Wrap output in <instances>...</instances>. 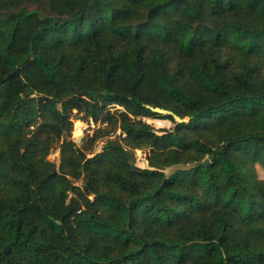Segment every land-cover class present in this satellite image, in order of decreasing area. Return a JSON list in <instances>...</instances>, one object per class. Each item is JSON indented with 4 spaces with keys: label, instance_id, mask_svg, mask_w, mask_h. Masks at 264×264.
Instances as JSON below:
<instances>
[{
    "label": "trees",
    "instance_id": "16d2710c",
    "mask_svg": "<svg viewBox=\"0 0 264 264\" xmlns=\"http://www.w3.org/2000/svg\"><path fill=\"white\" fill-rule=\"evenodd\" d=\"M255 164L264 0H0V264H264Z\"/></svg>",
    "mask_w": 264,
    "mask_h": 264
},
{
    "label": "rangeland",
    "instance_id": "374dc122",
    "mask_svg": "<svg viewBox=\"0 0 264 264\" xmlns=\"http://www.w3.org/2000/svg\"><path fill=\"white\" fill-rule=\"evenodd\" d=\"M2 3L4 5H8L9 4V0H2ZM112 109H114V107H111ZM160 120L163 124V126H165L166 128L171 127L173 125L172 121L170 119H160L158 117H147L146 121L150 122L151 124L154 125V127L157 125V121ZM79 125L81 127L80 132L75 134V129H76V125ZM98 125L97 123H94L92 121H89V123L82 121L80 119H77L76 117L72 118V130L70 132L69 137L78 145L81 146L84 139L86 138V136L88 134H90ZM155 129H157L155 127ZM162 131L158 130V133H161ZM111 137H114L113 135ZM105 138L99 139L97 140V142L94 144V146L92 147L94 152H98L101 151V144L104 141ZM133 151V155L136 157V165L138 167L141 168H148L149 167V163L146 159V149L145 148H139V147H134L132 149ZM86 152H90V150L86 151ZM90 156V153H89ZM60 157V148L59 146H57L55 149H53V151L48 155V158L50 160L53 161H58ZM145 161V164L142 161ZM176 167H179V165L176 166H172L169 167L167 169H165L166 173H171ZM254 171L257 174V177L260 179H264V168L259 166L258 164H255L254 167ZM77 183H80V181H78Z\"/></svg>",
    "mask_w": 264,
    "mask_h": 264
},
{
    "label": "water",
    "instance_id": "95a60500",
    "mask_svg": "<svg viewBox=\"0 0 264 264\" xmlns=\"http://www.w3.org/2000/svg\"><path fill=\"white\" fill-rule=\"evenodd\" d=\"M11 75H19L18 74V71H13L12 73H10V76ZM155 111H158V112H160V113H163V114H173L171 111H169V110H164V109H161V108H159V107H155V108H153ZM173 116H174V118L177 120V121H179L180 120V118L177 116V115H175V114H173ZM130 159H131V162L133 163V164H135L136 165V157L135 156H130ZM207 162H208V159L207 158H205L204 160H202V161H198V162H196L195 164L196 165H199V166H206V164H207Z\"/></svg>",
    "mask_w": 264,
    "mask_h": 264
},
{
    "label": "built area",
    "instance_id": "2783aa9c",
    "mask_svg": "<svg viewBox=\"0 0 264 264\" xmlns=\"http://www.w3.org/2000/svg\"><path fill=\"white\" fill-rule=\"evenodd\" d=\"M163 123L160 121V120H158L157 121V125L155 126L157 129H160L161 127H164L163 125H162Z\"/></svg>",
    "mask_w": 264,
    "mask_h": 264
},
{
    "label": "bare ground",
    "instance_id": "6f19581e",
    "mask_svg": "<svg viewBox=\"0 0 264 264\" xmlns=\"http://www.w3.org/2000/svg\"><path fill=\"white\" fill-rule=\"evenodd\" d=\"M142 162L145 164V161L144 160Z\"/></svg>",
    "mask_w": 264,
    "mask_h": 264
}]
</instances>
